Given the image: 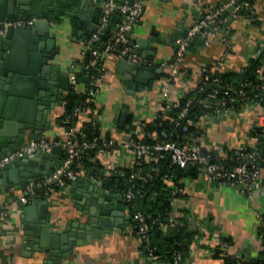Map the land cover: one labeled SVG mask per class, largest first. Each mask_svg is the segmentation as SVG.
I'll list each match as a JSON object with an SVG mask.
<instances>
[{
  "label": "crops",
  "instance_id": "obj_1",
  "mask_svg": "<svg viewBox=\"0 0 264 264\" xmlns=\"http://www.w3.org/2000/svg\"><path fill=\"white\" fill-rule=\"evenodd\" d=\"M228 1L143 0V11L129 32V41L148 37L158 39L163 34L168 38L174 30L183 32L197 25L210 11L222 13L230 7L225 6ZM253 7L252 16L244 11L241 15L240 11L233 14L231 9L217 20L213 27L215 37H210L203 46L194 45L191 51L186 50L173 78L166 82L164 79L169 73L167 66L172 61L174 49L154 43L157 45L155 55H141L152 62V68L162 71L156 76L157 81L151 89L138 90L135 84L129 86L128 83L133 79L128 71L129 60L122 62V58L113 52L105 54V75L92 102V109L99 124L100 138L113 141L114 145L92 152L88 155L89 162L97 165L105 176L118 177L125 169H131L133 154L120 148L119 144L129 139H143L146 124L164 113L165 104L191 92L199 84L203 66L212 65L222 72H239L254 59H259L264 69V56L261 57L259 53L264 45V0H253ZM229 17L232 18L230 21ZM51 36L55 39L57 51L47 62L52 69L57 67L68 76L70 87L71 74L81 75L79 61L83 60L86 51L85 42L72 37L69 27H65L61 33L53 32ZM44 39L41 37L40 40ZM22 54V48L14 54L17 64L23 62ZM86 83L80 77L75 89L83 92ZM67 90L62 91L63 97ZM64 101L65 98L48 114L52 129L42 136V139L58 143L54 146L66 139L64 128L56 123L57 117L63 113ZM262 109L245 105L227 113L200 117L194 122L192 135L180 142L208 151L253 145L255 138L252 128L258 123ZM121 115L125 121L123 126H120ZM89 119L88 112L79 114L73 127L81 129ZM29 135L25 137V144L32 139ZM188 167L181 169L180 193L172 202L170 219H174L177 225H166L161 229L165 236L175 235L177 226H183L186 232H193L184 264H224V258L219 254V243L224 239L231 243L233 254L247 260H264V244L255 216L256 211L264 215V185L257 183L250 189L238 187L226 181L209 179L200 166H191L190 170ZM261 172L264 174V166ZM85 173L86 170H80L77 179L80 175L83 176L81 179L93 180L91 176L94 174L84 177ZM72 182L61 186L48 184L44 190L23 202L24 187L6 190L0 179V213H6L0 217V264H49L45 262L46 253L34 252L30 244L23 242V229L20 227L22 209L36 196L47 201L52 229H65L70 223H86L87 216L74 200L83 187L76 188L72 193L67 190ZM95 183L102 187V182L96 180ZM104 189L110 194L120 193ZM37 212L35 209V216ZM125 213L131 215L126 209ZM135 227V220H125L115 230L107 233L102 230L99 236L91 235L89 242L84 241L83 245L74 247L55 264H149V259L140 248ZM155 264L164 262L158 259Z\"/></svg>",
  "mask_w": 264,
  "mask_h": 264
},
{
  "label": "water",
  "instance_id": "obj_2",
  "mask_svg": "<svg viewBox=\"0 0 264 264\" xmlns=\"http://www.w3.org/2000/svg\"><path fill=\"white\" fill-rule=\"evenodd\" d=\"M104 1L107 0H0V24L8 20L33 18L31 25L7 27L0 39V157L24 146L26 135L30 134L32 140L36 141L42 138L44 132L52 129L47 116L64 100L62 91L68 89L69 83L66 74L57 67L53 70L47 62L57 51L51 35L69 27L72 37L85 42L99 25ZM231 9L228 7L217 14L209 29ZM239 14H243V11ZM120 16L117 9L111 13L101 37L102 43H99L101 47ZM231 19L229 17L228 21ZM204 29L207 28L201 27L200 31ZM187 31L188 28L183 32L174 30L168 38L163 34L158 39L148 37L130 41L131 52L155 55L157 45L154 43L173 47L175 51L176 40L184 37ZM41 37L45 39L40 40ZM194 45L203 46L204 39L198 35L192 36L186 50L191 51ZM95 46L91 44L89 48ZM19 48H22L24 60L17 64L13 57ZM88 52L86 50L85 55ZM121 61L128 60L122 58ZM128 62V71L133 76L128 85L135 84V89H151L157 81L156 76L162 74L161 69ZM81 80L88 82L84 64L81 67ZM120 119V126H123L124 117L121 115ZM64 155V150L57 145L50 152L37 151L32 157L19 158L6 165L0 169L4 188L21 189L31 180L50 175L62 163ZM70 187L67 190L72 193L76 188L83 187L74 200L87 216L86 223H70L65 229H52L47 201L37 196L22 209L20 227L23 229V242L30 244L34 252L46 253L45 262L49 264L60 261L74 247L83 245L84 241L89 242L91 235L99 236L102 230L106 233L115 230L125 220L134 221L131 215L125 213L121 193L110 194L88 178L77 179ZM35 209L38 211L36 216Z\"/></svg>",
  "mask_w": 264,
  "mask_h": 264
},
{
  "label": "built area",
  "instance_id": "obj_3",
  "mask_svg": "<svg viewBox=\"0 0 264 264\" xmlns=\"http://www.w3.org/2000/svg\"><path fill=\"white\" fill-rule=\"evenodd\" d=\"M225 6L232 7V13L236 14L239 11H247L248 16L254 14L253 0H229ZM117 9L121 16L115 23L114 33L103 41V47L99 45L102 43L101 37L104 34V28L107 25L111 13ZM143 11V0H107L101 4V18L99 25L94 29L90 38L85 41V50H88L93 61L95 62L100 53L103 55L115 52L116 56L120 58H126L132 63L141 64L143 66L151 67L152 62L144 56L137 55L131 52L129 45L128 33L131 31L135 22L139 19ZM216 11H210L204 15L202 20L188 29L184 37L176 40V50L174 51L173 58L169 67L168 77L164 81L171 80L176 73L177 67L182 60V57L186 51V47L189 44V40L192 36L198 35L204 39L207 44L210 37H215L213 27L209 29L210 24L214 22ZM33 23V18H23L8 20L0 24V39L4 36L7 27H20L28 26ZM204 27L203 31L200 28ZM95 44V48H89V45ZM261 57L264 56V45L260 49ZM218 69L215 66H203L201 69L200 82L195 87L199 92L203 91V85L205 82L211 80L213 82L218 81L215 73ZM105 75V64L102 63L101 67L97 69L96 73L87 75L89 86H87L82 93L86 94L87 99L82 106L76 107L74 112L79 114L85 113L89 104L93 102L96 93L98 92L100 82ZM255 77L260 81V88L258 90L252 88V84L249 82H243L239 84L238 88L232 92L231 88L226 87L221 90L220 88L213 87L208 92L204 99L199 100L198 106L202 110L200 116H195L196 119L189 117L188 108L191 101H187L186 104L180 106L178 99L165 104V110L178 109V114L175 122L170 126L169 133L166 131L161 132L160 136L150 135L151 141L143 139H129L119 144L120 148L129 150L134 157L132 171L129 176L126 177L125 189L122 192V199L125 203L126 210L131 214L135 220L137 228L138 239L140 244L144 246L147 252L146 256L149 259V264H155L158 259L153 254V249L150 245L149 237V224L147 217L139 210L134 209L133 201L138 197L139 190L134 188L133 180L139 172L143 163L151 161L153 159H166L169 158L171 165H174L178 169H185L188 166H200L203 168L206 176L213 181H226L230 184L238 187L251 188L257 183L264 185V174H262L261 163L264 162V147L263 150L259 148L261 144V138L264 136V108L262 109L258 123L254 126L259 128L260 132L254 136L255 141L253 145L240 146L233 150H226L219 148L216 151H208L200 146H186L184 143L168 139L173 133L179 131L187 136H191L192 132H189L191 125L200 117H205L210 114L227 113L230 110H236V106L243 107L245 105H253L263 107L261 103L264 102V69L259 64L255 69ZM77 75L71 74V85L76 84ZM91 121V119H89ZM93 123V121H92ZM66 139L60 143L64 150V157L62 163L48 176L42 179L31 180L24 186L23 202H26L30 197L37 194L38 188L46 186L48 184H54L57 186L64 185L68 181L77 180V174L73 171L72 165L82 159L84 155L89 154L91 151L99 148H110L114 145L113 141L103 140L96 135L89 136L81 129L69 127L65 129ZM149 137V136H148ZM57 142H50L45 139L32 140L30 139L24 146L15 150L7 152L0 157V169L6 165L18 160L19 158L32 157L37 151L50 152ZM105 176V175H104ZM94 181L102 182L100 175L91 176ZM180 193V188L174 187L172 189V195L176 197ZM174 199V198H173ZM173 201V200H172ZM5 212L0 213V217L5 216ZM256 219L258 221L259 233L261 235L264 244V215L260 212H255ZM166 225H177V222L173 219L168 223L159 222L158 226L162 229ZM219 252L222 256L229 258V261L225 264H264V260L258 263H246L247 259L237 256L232 253L231 243L224 239L219 243ZM180 252L175 251L172 255V264H184Z\"/></svg>",
  "mask_w": 264,
  "mask_h": 264
},
{
  "label": "trees",
  "instance_id": "obj_4",
  "mask_svg": "<svg viewBox=\"0 0 264 264\" xmlns=\"http://www.w3.org/2000/svg\"><path fill=\"white\" fill-rule=\"evenodd\" d=\"M244 12L248 14L247 11ZM114 30L115 29L112 28L108 36L112 35ZM113 53L115 54V52ZM84 56L85 58L79 61V65L82 66V64H84L85 75L96 73L97 69L101 67L105 59V56L102 53H100L98 59L95 62H92L93 57L89 52L87 55L84 54ZM259 64L260 60L254 59L239 72H222L217 70L215 73L216 77H218L217 82H213L211 80L205 82L202 86L203 91L199 92L197 88H194L191 92L180 97L178 102L180 106H182L186 104L187 101H191L188 108V114L189 117L196 119L195 116L198 117L203 113L201 108L198 106L199 100L204 99L207 95V92L213 87L223 90V88L227 85L232 89L231 91L234 92L235 89L238 88L239 84L243 82H249L252 84V88L258 90L260 88L261 82L255 77V69ZM76 75L78 81L81 75L79 73ZM85 85L87 87L89 86V83H86ZM86 99V94L78 92L75 89V84H72L66 92L65 101L63 103V113L57 117L56 123L60 127L64 128V130L68 129L69 127H73V122L78 116L74 110L76 107L80 108ZM88 104L89 106L86 112H88L91 121H86L82 125L81 130L86 132L89 136L96 135L100 138L99 124L94 117L95 111L92 109L93 103L91 102ZM261 104L264 108V102ZM235 106L236 109L239 108L238 104ZM177 114L178 109L165 110L164 113H161L159 117L153 122L146 124L144 128L146 135L144 138L148 141H151L152 138H150V135L152 136L155 134L158 137L163 131L169 133V128L175 122ZM194 130V125H191L189 132L193 133ZM259 132V128H252L253 136H256ZM185 137H187V135L177 131L173 133L171 137L168 136V139L170 138L171 140L180 142ZM260 140L261 144L259 145V148L263 150L264 136ZM95 150L91 151L87 155H84L80 161L75 162L72 165L73 171L76 174H79L80 170H86L87 173H85L84 177L89 176V174H94L96 176L100 175L102 177V187L112 189V191L123 192L125 189L126 177L129 176L132 168L125 169L123 174L120 176L118 175V177L113 175L104 176L99 171V167L97 165H93L89 162L88 155H90ZM261 166H264V162L261 163ZM182 171L183 170L176 168L174 165H171L169 158L153 159L143 163L141 172H139L133 180L134 188L139 190L138 197L133 201V207L134 209L141 211L147 217L149 224L148 233L153 254L157 256V259H160L162 262H164V264H172V255L175 251L180 252L183 259L185 260L189 250V245L192 242L191 236H193V232H186L183 226H177L176 228L178 232L173 236L163 235L161 228L158 226L159 222L168 223L169 221L173 220L170 219L171 211L173 209L172 200L175 198L172 195V189L174 187L180 188V178L182 176ZM82 177L79 175L78 179ZM44 187L45 186L39 187L38 192L44 190ZM135 229L136 235L138 236L137 228L135 227ZM140 248L146 255L147 252L145 251L142 244ZM223 258L224 264L229 261V258L224 256ZM259 261L260 260H247L246 263H258Z\"/></svg>",
  "mask_w": 264,
  "mask_h": 264
},
{
  "label": "flooded vegetation",
  "instance_id": "obj_5",
  "mask_svg": "<svg viewBox=\"0 0 264 264\" xmlns=\"http://www.w3.org/2000/svg\"><path fill=\"white\" fill-rule=\"evenodd\" d=\"M122 194V192H120Z\"/></svg>",
  "mask_w": 264,
  "mask_h": 264
}]
</instances>
